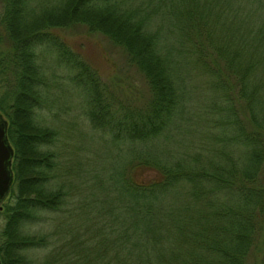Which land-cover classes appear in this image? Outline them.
<instances>
[{"label":"trees","instance_id":"1","mask_svg":"<svg viewBox=\"0 0 264 264\" xmlns=\"http://www.w3.org/2000/svg\"><path fill=\"white\" fill-rule=\"evenodd\" d=\"M37 1L0 0V110L13 148L0 201L1 263L255 264L248 254L264 230V19L243 8L235 21L237 8L219 0ZM223 11L232 14L227 23ZM78 22L125 49L149 101L134 108L107 96L49 30ZM40 53L69 75L78 107L84 96L89 108L79 109L90 127L98 112L106 120L117 111L109 133L121 157L104 170L108 177L89 159L82 168L76 156L63 163L66 147L50 118L60 117L52 105L59 94ZM194 97L195 111L204 107L224 133L189 152L167 146L178 145ZM41 220L48 231L23 232Z\"/></svg>","mask_w":264,"mask_h":264},{"label":"rangeland","instance_id":"2","mask_svg":"<svg viewBox=\"0 0 264 264\" xmlns=\"http://www.w3.org/2000/svg\"><path fill=\"white\" fill-rule=\"evenodd\" d=\"M34 1L37 0H33V2ZM40 1L44 3H39L37 1L40 6L45 7H48L52 3V0ZM263 2L264 0H254L250 7L249 3L245 4L244 0H219V5L237 8L235 14H233L235 21L239 19L240 16H245L244 11L249 8V10L245 11L248 14L246 16L255 20L264 19ZM219 15H221V20L225 23H227L232 16V14L230 15L224 11ZM235 23L237 28L242 26H238V22ZM241 24H243V22ZM0 30H2V28H0ZM49 30L55 33L60 39H63L69 50L76 53L84 60L83 63L89 67L88 70L93 73L94 77H96L94 80L98 87L110 90L107 96L114 95L116 98L127 100L134 108L149 101V94L151 92L148 83L141 72L138 71L133 64L127 61L125 49L121 45L112 43L109 38L98 31L88 29L87 24L82 22L69 26L52 27ZM239 30L241 31L242 28ZM214 33L215 35H219V31L216 29L214 30ZM39 63L43 65L46 73L52 75L54 78L55 90L59 94L56 102L54 100L52 101V105L54 104L53 106L56 108L59 105L61 106V109L58 111L60 117L53 118L50 116V118L51 124L54 126L56 125L55 127L59 130V142L66 147L65 158H62L63 163L68 165L76 156L77 159L74 161L82 168L83 165L86 167L87 160L89 159L94 165H97L103 170L100 172L103 177H108V174L105 171L114 166L116 163L115 160L118 161L119 157H121L118 156L114 147V145L117 144V140L112 137L111 133H109V131L112 133H115L116 131L111 122L113 123L115 121L114 117L117 116V111H109L110 116L106 120L102 119L99 112L97 114L95 113L96 115L93 116V120L97 124L94 127H90L89 119L86 118L84 112L79 109V107L82 110L89 108L85 104L84 96L78 107V104L76 103L81 99L80 95L75 89H72L69 75L65 73L62 66L54 65L56 62L54 61L53 56L43 53H40ZM47 65L50 66L51 69ZM195 79L198 80V77L196 76ZM202 95L203 94H200V97ZM196 100V97H194L192 101L186 102L188 105L187 112L189 119H186L185 117L187 116L184 115L185 117L183 116V119L178 124V129H176L180 134L178 145H172L173 141L170 140L166 143L167 146L172 148L179 146L184 152H189L193 150V147L196 144H198L196 142L198 140H203L204 143L212 145L211 139L208 138L211 132L219 134L224 133V130L221 131L210 126L208 120H212L214 115L205 112L206 110L204 107H201L202 112L195 111L197 107ZM207 100L208 98H205L200 102ZM143 108L144 111H148L146 107ZM51 111H53V107ZM0 115L8 124L4 112L1 110ZM41 115L42 113L37 114L38 120ZM170 122L166 127L169 126ZM57 145L60 147L58 143ZM237 149L238 148H236V150ZM123 152L125 154V151ZM142 173V170H140L138 175L143 177L144 175ZM5 199L6 193L2 200ZM4 222L5 220L0 209V244L3 239L4 229L2 227L4 226ZM50 225L51 223H46V221L41 220L37 223L28 224L23 232L34 233L40 230L41 232L48 231ZM263 238L264 230L258 231L255 239V246L248 254L249 262H253L252 260H254V263L258 264V261L263 254L261 243Z\"/></svg>","mask_w":264,"mask_h":264},{"label":"water","instance_id":"3","mask_svg":"<svg viewBox=\"0 0 264 264\" xmlns=\"http://www.w3.org/2000/svg\"><path fill=\"white\" fill-rule=\"evenodd\" d=\"M5 130L6 120L0 115V200L5 195L11 180L10 161L13 149Z\"/></svg>","mask_w":264,"mask_h":264}]
</instances>
